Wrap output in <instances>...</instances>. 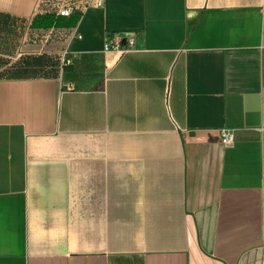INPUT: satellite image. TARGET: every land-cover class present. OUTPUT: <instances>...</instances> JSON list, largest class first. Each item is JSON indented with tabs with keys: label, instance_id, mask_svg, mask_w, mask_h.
<instances>
[{
	"label": "crops",
	"instance_id": "0c3cea01",
	"mask_svg": "<svg viewBox=\"0 0 264 264\" xmlns=\"http://www.w3.org/2000/svg\"><path fill=\"white\" fill-rule=\"evenodd\" d=\"M88 2L0 0V26L41 54L34 17ZM80 12L57 79L0 78V264H264V0Z\"/></svg>",
	"mask_w": 264,
	"mask_h": 264
},
{
	"label": "trees",
	"instance_id": "16d2710c",
	"mask_svg": "<svg viewBox=\"0 0 264 264\" xmlns=\"http://www.w3.org/2000/svg\"><path fill=\"white\" fill-rule=\"evenodd\" d=\"M81 16L82 12L80 11H74L69 17L60 16L57 12L37 14L32 20L29 32L38 36L51 34L44 44L33 46L34 50H41L42 53L25 55L15 62L0 58V78L12 80L57 79L61 71H66L67 68L61 64L65 44L54 40L53 35L65 36L74 31ZM66 57L70 58L68 54Z\"/></svg>",
	"mask_w": 264,
	"mask_h": 264
},
{
	"label": "built area",
	"instance_id": "2783aa9c",
	"mask_svg": "<svg viewBox=\"0 0 264 264\" xmlns=\"http://www.w3.org/2000/svg\"><path fill=\"white\" fill-rule=\"evenodd\" d=\"M95 1L98 6H102L103 0H89L88 4H86L84 7L79 8L75 4H64L58 11V14L63 17H69L71 14L76 11H85L88 7V5ZM123 38L122 36H115L112 38L111 36H108L104 43V51L106 52H119L123 53L128 51L129 49H132L134 46V40L129 39L128 44L125 46L122 45ZM66 51L62 53V59L61 64L62 66H68L72 63V60L66 57ZM221 140L224 145H231L234 141V135L233 132L230 129L224 128L221 130Z\"/></svg>",
	"mask_w": 264,
	"mask_h": 264
},
{
	"label": "rangeland",
	"instance_id": "374dc122",
	"mask_svg": "<svg viewBox=\"0 0 264 264\" xmlns=\"http://www.w3.org/2000/svg\"><path fill=\"white\" fill-rule=\"evenodd\" d=\"M29 40L27 23L14 22L10 29L0 26V53L9 56L12 61L23 54V45Z\"/></svg>",
	"mask_w": 264,
	"mask_h": 264
}]
</instances>
